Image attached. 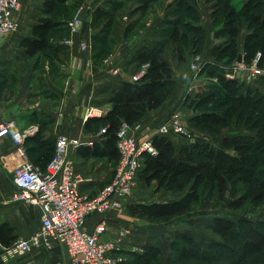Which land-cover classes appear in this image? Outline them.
Segmentation results:
<instances>
[{"label": "crops", "instance_id": "0c3cea01", "mask_svg": "<svg viewBox=\"0 0 264 264\" xmlns=\"http://www.w3.org/2000/svg\"><path fill=\"white\" fill-rule=\"evenodd\" d=\"M44 1L21 0L19 9L14 13L18 28L8 33L0 45V122L13 121L21 129L29 125L38 127L37 135H32L27 142L33 158H37L41 149L55 143L57 136L62 133L77 137L85 143L101 142L99 132H87L85 129L87 108L91 105L99 107L101 113L98 116L105 115L112 108L111 98L122 83L131 81L132 76L145 65L148 67L147 63L133 59L141 48L164 47L162 56L170 63L175 81L174 88L163 104L145 112L136 122L142 125L139 132L142 136H156L159 124L172 111L189 109L183 102L194 88L217 81L214 77L196 73L191 63L198 55L207 62H216L212 54L213 45L228 39V35L218 34L221 25L214 21L218 0L191 1L199 11L200 20L189 21L203 28L204 46L203 51L195 55L193 45H184L183 60L180 59L178 43L170 34L171 25L177 19L179 0H68L65 5L72 13L70 19L77 12L84 19L80 32L71 34L67 27L65 37L53 36L51 39L60 48L30 54L21 40L35 37L33 27L43 15ZM246 1L232 0L240 11L244 10ZM262 2L261 15L264 17V0ZM98 8L110 12L111 17H102ZM106 29L109 30L107 36L104 35ZM251 32L248 22L243 18L237 37L243 60L246 37ZM70 36L74 38V43L63 44L62 40ZM193 36L194 33L189 31V38ZM105 37H108L111 44L110 49L97 55L95 45H99ZM82 42L87 43L86 48L81 46ZM245 76L246 71L239 81L246 83V87L264 92V76L247 82ZM207 79L211 80L209 84ZM172 140L179 152L182 145L195 138L190 134L185 136L175 133ZM93 145L83 143L73 149L76 170L86 179L80 189L89 195L96 194L112 178L116 164L108 156L82 153L83 146ZM15 147L11 135L0 137V222L14 227L18 238H29L42 226V209L38 204L12 200L17 190L12 181V170L19 162L18 156L13 154ZM144 182L142 178L138 179L129 202L173 200L165 198L171 192L167 188L158 189L157 181L154 180L150 182L154 193L147 194V190L143 189ZM166 190L168 193L162 192ZM186 215L169 222L154 223L131 215L125 207L122 210L112 209L106 213L90 215L85 230L93 233L97 225L104 221L106 229L101 238L118 244L120 248L116 252L125 257L124 262H134L136 254H139V250H134L135 247L144 250L145 246H159L164 252L165 248L170 250L172 241L184 232L191 233L199 241H206L210 233L205 230L202 232L204 235H198L194 232L195 228L186 221L172 227L175 220ZM65 254L61 247L40 248L6 258L3 250L0 264H55Z\"/></svg>", "mask_w": 264, "mask_h": 264}, {"label": "trees", "instance_id": "16d2710c", "mask_svg": "<svg viewBox=\"0 0 264 264\" xmlns=\"http://www.w3.org/2000/svg\"><path fill=\"white\" fill-rule=\"evenodd\" d=\"M67 1H44L43 15L33 27L35 37L21 40L30 54L60 48L51 39L53 36L67 35V23L72 16L65 5ZM191 1L179 0L177 19L170 28L171 38L178 43L181 60L185 55L184 45H193L195 55L202 52L204 46L203 28L194 23L200 20L199 11ZM262 5V0H247L244 10L240 11L232 0H218L214 21L221 25L218 34L228 35V39L213 45L212 54L216 62H207L200 70L201 74L214 77L217 82L209 84L195 96H186L183 102L194 111L189 118L193 125L208 131H214L218 126L244 125L251 132L224 136L217 145L194 140L182 145L179 152L172 140L175 133L154 136L157 155L144 154L140 178L148 183L157 181L158 189L166 187L184 194L168 201L129 202L126 210L131 215L152 222H169L192 212L207 191L210 198L221 197L229 191L231 200L228 205L235 210L242 209L248 203L264 204V92L251 87H246L247 91H244L240 81L224 73V66L235 63L240 55L237 37L243 18L252 30L246 37L244 61L251 63L257 52L261 51L258 64L264 66ZM98 13L102 17H111L110 12L102 8H98ZM108 31L106 29L104 35L107 36ZM189 31L194 33L192 38H189ZM110 46L108 37H105L99 45H95V51L100 55L109 51ZM163 52L164 47H144L135 54L134 60L148 64L146 74L138 81H124L111 98L112 108L105 115L86 120L87 132L97 133L103 127H106V132L101 134V142L82 147L84 155L108 156L117 162V130L121 122L135 124L145 112L158 108L167 99L175 81L170 63L162 56ZM31 137L27 138L25 144L27 154L34 164L45 170L54 156L56 142L41 149L37 158H33L27 147ZM240 185L245 189L240 191ZM207 226L223 241H199L189 232L181 233L173 242L177 251L175 264L179 258L191 259L194 256L205 264H264V220H236L219 215L209 219ZM17 239L15 228L9 223L0 222L2 245L9 247ZM2 251L0 248V254ZM143 251L136 254L134 262L121 264L160 263L162 251L159 246H145Z\"/></svg>", "mask_w": 264, "mask_h": 264}, {"label": "built area", "instance_id": "2783aa9c", "mask_svg": "<svg viewBox=\"0 0 264 264\" xmlns=\"http://www.w3.org/2000/svg\"><path fill=\"white\" fill-rule=\"evenodd\" d=\"M21 0H0V45L5 36L17 30L18 23L14 13L19 9ZM71 34L80 32L84 19L77 12L67 23ZM65 45H72L74 38L66 37L62 40ZM83 48L87 47L82 42ZM261 52H258L252 63L244 60L236 61L228 67L226 74L232 79L245 76L251 81L258 76H264V67L258 64ZM207 63L200 55L191 63L192 69L198 73ZM114 72H117L114 69ZM147 72V66L132 76V81L140 80ZM100 108L91 105L87 108L85 119L100 115ZM142 125L130 124L122 121L117 130L116 147L119 158L115 164L112 178L94 195L81 191L80 185L86 180L77 172L73 149L84 144L93 145V141L83 140L69 134H59L56 138L55 153L46 169L34 164L26 151V140L38 131L36 125L17 128L13 121L0 122V137L11 135L19 162L13 166L12 181L17 190L12 200L31 204H38L42 209V226L29 238H18L11 246L4 247L0 241V248L4 250L6 258L23 254L34 249H55L61 247L66 254L55 264H121L126 259L116 252L120 247L115 241L103 240L102 233L106 224L102 221L95 232L85 230L87 218L94 213H106L112 209H124L134 194L142 167L144 154L157 155V149L151 136L140 135ZM188 128L181 110H174L163 120L156 135L187 134ZM106 132L101 128L99 134ZM134 250H139L135 247Z\"/></svg>", "mask_w": 264, "mask_h": 264}, {"label": "rangeland", "instance_id": "374dc122", "mask_svg": "<svg viewBox=\"0 0 264 264\" xmlns=\"http://www.w3.org/2000/svg\"><path fill=\"white\" fill-rule=\"evenodd\" d=\"M258 52H261V51H258ZM261 56H262V52H261ZM202 60H204L205 62L207 61V60H205V58H202ZM231 65L230 64L225 65V66L222 65L225 67V72H224L225 74H226V70ZM198 73H200V71ZM249 73H250V70H247L246 76ZM226 76H227V74H226ZM258 78H260V76H258L255 79H258ZM244 80L246 81L245 78H244ZM206 81L208 82V84H209V82H211L210 79H207ZM241 83L244 85L243 90L247 91L246 86H248V85L244 82H241ZM210 84H213V83H210ZM206 85L207 84L199 85L198 87L194 88L193 91H191L190 94H188V95L195 96L197 93H199V91L207 88ZM182 114L185 118L186 125H187V128L189 130L187 132L188 135L190 134L191 136H193V138H195V140L209 141V142H212L214 145L219 144V142L222 140V138L224 136L235 135L238 133H250L251 132L244 125H236V126H232V127H230V126L219 127L218 126L216 128V130L208 131V130L203 129L197 125H193V123L191 124V121L189 118L191 115L194 114V111L192 109L189 108L187 110H184V111H182ZM187 134H184V135L187 136ZM154 182H156V181L154 180ZM240 187H241L240 191L245 189V187L242 185H240ZM151 188H153V187H151L150 183H148L146 181L143 183V189L145 191L147 190V194H151V193L153 194L154 193ZM164 188H166V187H164ZM167 190L162 191V192L168 193ZM170 192L171 193L169 195H167L168 197H165V198L174 199V198L181 197L184 194V192H174V191H170ZM230 200H231V194L229 191H226L221 197L220 196L218 197V195H217L216 197H212V198L209 197L208 191H207L206 193H204L202 201L196 205L195 209L192 212H190V214L188 213V215L175 220L172 227L175 224H176V226H180L183 221H186L191 226H193V228H195L194 232L198 235H199V233L204 235L202 232L205 230L208 231L210 234L207 235V240H206L207 242H209V241H223V238L219 234H217L212 228L209 229V227L207 226L209 219H212V218L219 216V215H223V216L234 218L236 220H238L240 218H250L254 221L264 220V204L263 205H256V204L248 203L242 209L235 210V209H232L229 207L228 204H229ZM154 223H163V222H154ZM198 235H196V236H198ZM175 239L172 241V244H170V250L168 248H165V250L163 252V250L161 249L162 254L159 258V260H160L159 264H161V258L163 256H164L162 259L163 264H168V263L169 264H175L174 259H175V256L177 254V251L175 250V248L173 246V242L175 241ZM197 240H199V239H197ZM183 244H186V243H183ZM186 245L190 246L188 244H186ZM206 245H207V243L204 244V246H206ZM141 252H144V251L140 248L138 253H141ZM179 259L180 260L177 262V264H205V263L201 262L199 260V258H196L195 256L192 257L191 259H181V258H179Z\"/></svg>", "mask_w": 264, "mask_h": 264}, {"label": "water", "instance_id": "95a60500", "mask_svg": "<svg viewBox=\"0 0 264 264\" xmlns=\"http://www.w3.org/2000/svg\"><path fill=\"white\" fill-rule=\"evenodd\" d=\"M243 60V55L240 54L239 57H238V61L241 62Z\"/></svg>", "mask_w": 264, "mask_h": 264}]
</instances>
